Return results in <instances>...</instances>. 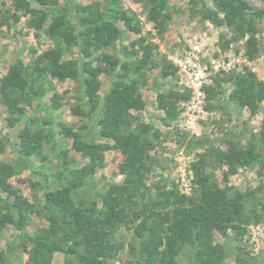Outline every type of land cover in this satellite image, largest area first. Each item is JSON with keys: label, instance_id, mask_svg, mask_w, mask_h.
Wrapping results in <instances>:
<instances>
[{"label": "trees", "instance_id": "1", "mask_svg": "<svg viewBox=\"0 0 264 264\" xmlns=\"http://www.w3.org/2000/svg\"><path fill=\"white\" fill-rule=\"evenodd\" d=\"M32 1L40 8L34 7ZM32 1L14 0L15 16L30 17L29 26L40 31L51 14L53 21L47 34L54 47L29 66L12 64L1 79L0 95L10 115L8 126L15 127L24 115L21 103H29L45 94L43 83L47 78L60 82L81 78L88 110L76 106L73 112L90 116L102 104V117L97 121L99 137L112 144L84 142L80 135L67 131L88 163L72 171L62 187L45 193L42 210L48 225L32 236L26 235L31 246L26 264H52L56 253L66 256V264H111L118 253L116 235L123 227L134 232L129 245L135 264H180L177 259L185 249L190 251L191 264H225L228 252L217 242V236L227 237L234 233L243 237L249 226L264 221V204L254 191L222 188L214 172L227 167L226 182L240 168L247 166H258L261 175L264 172V129L260 131L259 150L249 154L236 150L223 152L215 142L206 140L208 146L205 147V142L199 141V146L205 150L192 166L194 186L191 195H183L174 187H157L152 196L146 188V180L159 163L154 152L161 133L138 116L146 108L140 87L146 83L145 72L152 63V45L147 39L140 38L130 48L119 50L122 58L105 52V49L115 48L123 37L124 31L116 21L123 23L128 32L140 34L135 17L121 10V0H107L108 5L103 10L95 4L77 9V26H72L65 11L51 9L56 0ZM141 1L155 23V29L162 35L171 19L169 0ZM211 2L214 10L206 9L201 14L204 20L218 27L225 26L232 33L223 48L228 49L231 43L245 40L246 56L250 61L254 60L259 49L257 26L249 13L253 9L245 0ZM10 19V16H4L0 28L9 25ZM72 47L78 49V60H64ZM175 70L165 63L162 77L173 75ZM101 74L113 79L102 102L98 97L101 87L98 77ZM227 84L233 86L230 101L247 109L251 116L260 112L264 82L250 68L245 66L240 72L232 70L218 74L213 84L205 87L207 100L216 101ZM188 99V94L176 90L157 96L165 126L177 121L179 103ZM57 100L55 96L53 102ZM19 140V152L25 159L39 155L43 137L24 128ZM1 148L0 145V151ZM112 149L123 156L119 165L123 181L98 191L99 202L74 200L75 192L84 182L92 178L98 168L104 167L105 153ZM13 173L9 164L0 162V236L8 225L23 230L29 224L30 216L39 214L10 183ZM252 201L262 206L261 212L258 206L249 207ZM11 250V247L0 249V264L12 262ZM237 261L243 264L241 256Z\"/></svg>", "mask_w": 264, "mask_h": 264}, {"label": "rangeland", "instance_id": "2", "mask_svg": "<svg viewBox=\"0 0 264 264\" xmlns=\"http://www.w3.org/2000/svg\"><path fill=\"white\" fill-rule=\"evenodd\" d=\"M245 1L253 9L249 13L258 30L259 54L252 61L246 56L245 40L233 42L228 49H224L223 44L232 37V33L225 26L218 27L203 19L202 11L214 10L211 0H169L168 13L171 19L162 35L155 29V23L149 18V12L141 0L120 2L121 10L135 17L141 32H128L123 23L116 21L124 31L123 37L115 48L105 49V52L122 58L119 50L123 47L130 48L140 38L147 39L153 50L152 63L145 72L146 83L140 87V95L146 108L138 114L142 121L151 124L161 133L154 152L159 163L146 180V188L152 196L157 187H174L183 195H191L194 186L192 166L205 150L199 146V141L215 142V146L223 152L236 150L249 154L253 150H259L260 131L264 129V101L260 112L251 116L247 109L230 101L229 94L233 89L231 84L223 86V92L214 102L207 100L205 92V87L212 85L218 74L232 70L240 72L245 66L264 82V0ZM107 3V0H56L51 9L65 11L72 26H77V9L95 4L103 10ZM32 4L40 8L36 2L32 1ZM13 5L14 0H0V22L4 16L11 17L9 25L0 28V81L12 64L29 66L38 56L54 47L47 34L53 21L51 14L45 27L36 31L29 26L30 17L21 14L15 16ZM78 58L76 47L68 49L64 56V60ZM165 63L176 68L175 73L167 78H163L161 74ZM98 79L101 82L98 97L102 102L112 87L113 79L106 74L99 75ZM43 88V96L26 104L21 103L24 115L12 128L7 124L10 115L0 95V162L13 168L10 183L39 212L30 216V222L23 230L8 225L2 232L0 249L7 250L11 247L10 264L27 263L31 246L26 235L32 236L48 225L42 210L45 193L62 187L72 171L81 169L88 163L77 149L75 139L67 135V131L80 135L84 142L112 144L99 137L97 121L102 117V104L90 116L73 112L76 106L88 110L81 78L65 82L47 78ZM170 90L188 94L189 99L180 101L177 121L165 126L161 121L164 113L158 109L157 96ZM55 96L58 100L54 103ZM56 105L59 107L56 108ZM24 128L43 137L39 155L31 159H25L19 152V135ZM204 146L208 144L205 142ZM122 161L123 156L119 151H107L104 167L98 168L93 177L84 182L73 199L77 202H99L98 191L123 181L124 176L119 172ZM227 173V167L214 172L222 188L254 191L264 204V172L260 175L258 166L240 168L226 182L224 175ZM255 202L252 201L249 207L258 206L257 209L261 212L262 206ZM133 238L132 229L123 227L119 231L115 240L118 253L111 264H135L129 245ZM216 239L227 249L225 264H239L238 256L242 257L243 264L264 263V221L249 226L243 237L230 233L227 237L218 235ZM190 258V251L185 249L177 260L180 264H191ZM52 264H66V256L56 253Z\"/></svg>", "mask_w": 264, "mask_h": 264}]
</instances>
